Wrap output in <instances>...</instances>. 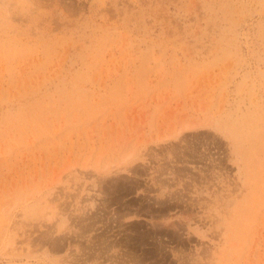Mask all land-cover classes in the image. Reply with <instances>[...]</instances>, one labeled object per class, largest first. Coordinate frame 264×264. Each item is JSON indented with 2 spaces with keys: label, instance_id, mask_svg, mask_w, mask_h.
<instances>
[{
  "label": "rangeland",
  "instance_id": "obj_1",
  "mask_svg": "<svg viewBox=\"0 0 264 264\" xmlns=\"http://www.w3.org/2000/svg\"><path fill=\"white\" fill-rule=\"evenodd\" d=\"M0 264H264V0H0Z\"/></svg>",
  "mask_w": 264,
  "mask_h": 264
},
{
  "label": "bare ground",
  "instance_id": "obj_2",
  "mask_svg": "<svg viewBox=\"0 0 264 264\" xmlns=\"http://www.w3.org/2000/svg\"><path fill=\"white\" fill-rule=\"evenodd\" d=\"M10 9V8H9ZM101 187V186H100ZM102 192V191H101ZM89 206H91V208H94L95 206H96V204H95V201H92L91 202V205H89ZM91 208H89V209H91ZM112 248V247H111Z\"/></svg>",
  "mask_w": 264,
  "mask_h": 264
}]
</instances>
